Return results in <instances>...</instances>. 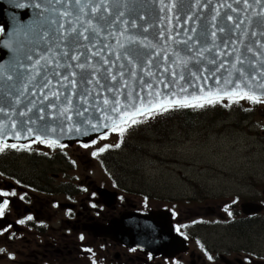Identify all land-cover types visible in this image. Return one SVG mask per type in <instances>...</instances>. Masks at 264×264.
Here are the masks:
<instances>
[{
  "label": "water",
  "instance_id": "1",
  "mask_svg": "<svg viewBox=\"0 0 264 264\" xmlns=\"http://www.w3.org/2000/svg\"><path fill=\"white\" fill-rule=\"evenodd\" d=\"M164 4L175 7L162 10L160 0H0V147L88 143L129 123L125 113L137 119L185 98L187 105L241 92L264 99V0H247L249 7L244 0ZM259 209L244 204L243 213ZM169 217L155 212L136 220L142 228L123 229L125 218L98 234L178 253Z\"/></svg>",
  "mask_w": 264,
  "mask_h": 264
},
{
  "label": "flooded vegetation",
  "instance_id": "2",
  "mask_svg": "<svg viewBox=\"0 0 264 264\" xmlns=\"http://www.w3.org/2000/svg\"><path fill=\"white\" fill-rule=\"evenodd\" d=\"M260 101L263 100L257 102V107L250 109L252 112L241 113L240 117L246 120L250 115H256ZM261 124L260 126L264 128V123ZM131 130L132 128L128 127L124 133L116 136L114 147H118L121 143L123 145L116 151L112 150V154L126 147ZM112 133L118 132L112 131L103 137ZM98 138L89 143L77 142L72 145L34 141L21 145L14 144L16 147L11 145L0 148V152L3 151L0 155L14 151L15 158L9 159L16 161L9 160L10 164H8L6 163L8 160L3 161L0 157V264H195V262L211 264L217 262L218 258H211L212 248L209 243L202 239V234L197 231L203 221L197 224H194L195 220L192 223L185 222L180 210L178 211V202L173 199L163 200V197L153 195L147 190L149 185L155 188L157 180H145L136 189L135 186H130L127 179L109 170L107 164L103 166L105 175H100L93 166L90 168V173L82 177L79 175L78 161L72 159L67 149L73 145L86 146ZM35 145L47 150L45 159L42 153H38ZM6 148L13 149L5 150ZM52 150L64 158L51 156ZM111 152L105 151V157L108 158ZM25 153L35 156L37 160L31 159L30 155ZM98 154L99 151L93 153L90 159L94 162L102 161L103 157H97ZM21 159L27 160L24 165L30 170L29 175L21 173L18 166H15ZM41 160H47L49 163H45L48 167L40 169L43 164ZM73 165L77 169L72 168ZM45 169L52 170L53 175H49L50 172L47 173ZM94 171L95 174H92ZM57 172L59 173L56 174ZM190 202L193 200L190 199ZM260 206L261 210L249 216L242 213L241 211L244 210L241 208L239 215L244 214L243 219L240 218L243 221L234 220L228 226V230L243 232V229L255 226L264 230L262 216L264 203ZM162 211L170 216L169 221L178 240L176 247L178 253H174V249L150 252L140 240L130 237H128L130 241L119 240L98 234L101 229L116 230L118 228L116 224L125 218L126 221L128 219L132 221L134 218V223L132 225L130 221L128 225L124 223L123 229L142 228L143 226H139L136 220ZM155 221L156 226L162 225V218ZM161 235L165 234L161 232ZM258 240L260 241V237ZM168 242L172 243V239ZM261 249L252 251V254L248 252L244 254L241 249L237 256L229 253L221 255L219 261L224 264H264V244L261 245ZM196 253L197 258H195Z\"/></svg>",
  "mask_w": 264,
  "mask_h": 264
},
{
  "label": "rangeland",
  "instance_id": "3",
  "mask_svg": "<svg viewBox=\"0 0 264 264\" xmlns=\"http://www.w3.org/2000/svg\"><path fill=\"white\" fill-rule=\"evenodd\" d=\"M239 102L240 108L220 118L203 117L194 124L181 123L171 127L159 124L143 127L137 133L134 130L127 138L126 147L108 158L105 151L115 148L118 133L98 138L86 146L73 145L67 151L72 159L78 161L81 177L90 173L92 166L100 175H105L103 166L107 164L109 170L127 179L136 189L145 180H157L156 187L151 188L148 184L147 190L163 197V200L178 202V211L185 222L195 220L194 224H197L203 221L197 231L218 258L211 264H224L219 261L221 255L237 256L241 249L244 254H252V251L262 250L261 245L264 244V230L257 226L243 229V232L228 230L234 220L243 221L244 214L239 213L244 204L260 206L264 203V128L260 126L264 123V100L260 101L257 114L246 120L240 114L252 112V104L248 98H241ZM35 146L44 158L47 150L40 145ZM97 151V157L103 159L94 162L90 157ZM51 156L64 158L55 150ZM30 157L36 159L33 155ZM6 160L10 164L9 158ZM14 160L11 161L16 162ZM26 161L21 159L15 166L21 173L29 175ZM45 162L48 161L43 160L40 169L48 167ZM71 167L77 169L74 165ZM45 170L52 174V170Z\"/></svg>",
  "mask_w": 264,
  "mask_h": 264
},
{
  "label": "trees",
  "instance_id": "4",
  "mask_svg": "<svg viewBox=\"0 0 264 264\" xmlns=\"http://www.w3.org/2000/svg\"><path fill=\"white\" fill-rule=\"evenodd\" d=\"M251 104H257L248 99ZM212 102L195 103L188 106L167 107L161 111L152 113L142 119L135 120L131 125V132L142 130L143 127H155L159 124L164 126H174L175 124L189 123L194 124L199 118H220L227 116V113L234 109L240 108L239 99H214ZM199 105V106H197ZM246 113V111H245ZM244 113V114H245ZM121 146L123 143L120 144ZM4 161L6 158H15V152H7L0 155ZM17 157V156H16ZM11 160V159H9Z\"/></svg>",
  "mask_w": 264,
  "mask_h": 264
},
{
  "label": "snow or ice",
  "instance_id": "5",
  "mask_svg": "<svg viewBox=\"0 0 264 264\" xmlns=\"http://www.w3.org/2000/svg\"><path fill=\"white\" fill-rule=\"evenodd\" d=\"M76 2L79 4L80 3V0H76ZM101 2H102V0H101ZM160 2H161V5H162V10H163V7H168L169 8V10H171V8L172 7H175V5H170V6H167V5H165L164 4V0H160ZM237 2H239V0H237ZM257 2H259V0H257ZM244 3H245V6L246 7H249L250 5H248L247 4V0H244ZM37 8H40L41 7V5L40 4H36L35 5ZM229 7H231V5H229ZM81 11H83V6L81 7ZM97 11H99V8L98 7H93V12H97ZM233 11H235V9H233ZM61 15H67V13H61ZM228 19L229 20H232V17H228ZM242 23V22H241ZM236 27H239V24H236ZM73 31H75V29H73ZM193 31H195L194 29H193ZM220 31H223V29H220ZM214 37H215V32H213V34H212ZM85 39H87V37H85ZM75 59H78V57H74ZM223 65H221V67H222ZM74 75V74H73ZM241 75H243V73L241 72ZM261 75H264V73H261ZM9 80H11L12 79V77L11 76H8L7 77ZM64 79L65 80H67L68 79V77L67 76H65L64 77ZM113 79H115V77H113ZM181 79H183V77H181ZM225 83H227V81L225 82ZM75 84V82L73 81V85ZM262 88H264V84H262V85H260ZM238 87V86H237ZM157 95H159V93H157ZM233 95H236V93H233ZM239 95L241 96V97H244V96H246L247 94L246 93H243V92H241V93H239ZM247 98L248 99H250V100H252L253 102H259V99L256 97V96H254V95H247ZM192 99H197V97H195V96H193L192 97ZM209 102H212L211 100H209ZM108 103V101L107 100H105V104H107ZM176 103L177 104H180L181 106H186L187 105V103H188V101H187V98H185L183 101H176ZM197 106H199V105H197ZM162 107H163V105H162ZM0 111H3L2 109H0ZM113 111H116V109L114 108L113 109ZM137 112H143V109L141 108V109H137ZM121 119L122 120H124V119H129V120H131V122L132 123H135L136 121L131 117V116H129L127 113H125L122 117H121ZM93 127H95V125L93 126ZM105 127H107V125H105ZM116 127V125H115V123H113V128H115ZM78 130V129H77ZM29 132H31V130L29 129ZM121 132H123V129H121ZM17 138H19V134H17ZM13 147H16L15 145H13ZM6 206V205H5Z\"/></svg>",
  "mask_w": 264,
  "mask_h": 264
}]
</instances>
